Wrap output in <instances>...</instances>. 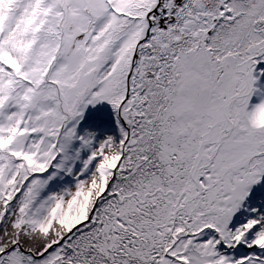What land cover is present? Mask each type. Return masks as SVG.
Returning <instances> with one entry per match:
<instances>
[{
	"label": "snow or ice",
	"instance_id": "obj_1",
	"mask_svg": "<svg viewBox=\"0 0 264 264\" xmlns=\"http://www.w3.org/2000/svg\"><path fill=\"white\" fill-rule=\"evenodd\" d=\"M0 264H264V0H0Z\"/></svg>",
	"mask_w": 264,
	"mask_h": 264
}]
</instances>
